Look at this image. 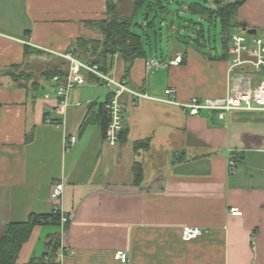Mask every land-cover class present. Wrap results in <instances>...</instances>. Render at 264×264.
<instances>
[{
    "label": "crops",
    "instance_id": "crops-1",
    "mask_svg": "<svg viewBox=\"0 0 264 264\" xmlns=\"http://www.w3.org/2000/svg\"><path fill=\"white\" fill-rule=\"evenodd\" d=\"M105 18L106 0H0V68L35 60L59 65L76 40L102 39L95 22ZM233 23L231 33L264 39V0H245ZM197 24L182 40L172 23L160 59L146 53L127 74L124 59L112 57L106 75L144 95H121L125 133L115 144L99 125L79 132L89 103L104 102L113 85L84 72L85 82L60 109L52 79L40 77L43 87L31 92L0 78V225L57 205L69 217L60 264H122L114 260L117 250L127 253L124 264H264V109L233 110L218 120L214 112L190 115L178 105L227 93L228 57ZM25 47L40 52L26 54ZM175 56L181 62L168 65ZM151 61L159 66L148 68ZM240 69L252 71L250 64ZM68 135L77 139L66 147ZM134 164L141 168L137 183ZM57 182L62 194L52 200ZM231 207L242 214H230ZM183 227L202 232L183 240ZM56 232V225H35L15 264L40 257Z\"/></svg>",
    "mask_w": 264,
    "mask_h": 264
},
{
    "label": "trees",
    "instance_id": "trees-1",
    "mask_svg": "<svg viewBox=\"0 0 264 264\" xmlns=\"http://www.w3.org/2000/svg\"><path fill=\"white\" fill-rule=\"evenodd\" d=\"M124 0H106V18L96 21L95 26L102 35L100 41L78 39L74 43L70 55L86 64L97 65L105 74L111 66L112 57L114 55L121 56L125 61V74L132 64V61L138 57H144L146 52L141 35L134 32V26L141 29H155V21L149 17L150 11L156 10L155 15H159L160 19L170 14L168 3L173 4L174 0H131L129 10L122 12L121 6ZM212 6L197 1L184 3V11L192 16H199L205 20H217L221 31L222 57H228L229 35L235 27L233 23V15L237 8L245 0H210ZM148 18L144 21L135 22V16L145 7ZM179 16V15H177ZM189 21H192L189 19ZM193 22V21H192ZM195 24L199 22H194ZM171 25V24H170ZM201 32L199 31L197 35ZM148 38V35H144ZM201 36V35H200ZM39 50L24 48V53L36 54ZM61 64H50V67L41 72L40 77L44 80L52 79L57 75L60 78L67 72L69 61L66 58H60ZM98 83H104L91 73H87ZM7 77L10 82L19 87H25L31 92L42 88L39 79L35 80L33 71L27 70L20 65L0 68V78ZM34 77V78H33ZM112 97L109 93L104 102L92 101L87 107V111L80 123L79 132L83 133L91 125H99L103 131L105 138L106 129L110 122V118L105 112L104 105ZM125 129L119 133L118 139L124 135ZM32 134L27 137L31 139ZM118 140V141H119ZM148 140L138 141L134 143L137 148L140 145H147ZM134 182L137 183L141 177L140 165L134 164ZM60 222V214L56 210H52L48 214H29L25 222L7 223L0 225V264H15L18 252L24 242L29 238L30 233L35 225L52 224L58 226ZM69 221L64 225V233L67 231ZM61 243V234L58 232L47 236L45 241L44 252L40 257L32 258L25 264H59L58 253Z\"/></svg>",
    "mask_w": 264,
    "mask_h": 264
},
{
    "label": "built area",
    "instance_id": "built-area-1",
    "mask_svg": "<svg viewBox=\"0 0 264 264\" xmlns=\"http://www.w3.org/2000/svg\"><path fill=\"white\" fill-rule=\"evenodd\" d=\"M228 88L224 97L220 98H190L186 102L178 103L190 115H197L206 110L214 112L218 120H224L233 110H253L264 109V39L262 37L248 38L244 31L232 32L229 35L228 47ZM249 56L251 59H245L242 56ZM69 61L67 72L60 78L55 75L52 80L56 84L55 94L58 98L57 106L64 109L68 104V97L75 87L85 82L84 72L91 73L107 85H113L112 97L105 103L104 108L110 122L106 129L105 140L110 144L118 142L119 133L123 130V111L124 105L121 101V95L124 93L132 97L139 98L144 96L134 90H131L124 80L116 81L103 73L97 65L86 64L69 54L63 55ZM181 62V56H175L167 62L168 65H176ZM250 64L252 71L246 72L240 68ZM159 66L157 62H148L147 67ZM258 75V80L254 82L253 75ZM165 93L172 96L174 89L168 88ZM75 135H68L65 138V146H72L76 142ZM236 165V160L232 157L228 159L227 171L232 173ZM63 186L61 182L52 184L49 196L52 200H58L62 194ZM53 210L60 214L59 233L61 234V243L58 253L59 264L64 255L65 247L62 243L64 236V225L69 221L68 215L57 205ZM232 215H241L242 212L236 207L229 209ZM202 230L195 227H183L181 235L183 240H191L198 237ZM127 253L123 250H117L114 253V260L124 264L127 262Z\"/></svg>",
    "mask_w": 264,
    "mask_h": 264
},
{
    "label": "rangeland",
    "instance_id": "rangeland-1",
    "mask_svg": "<svg viewBox=\"0 0 264 264\" xmlns=\"http://www.w3.org/2000/svg\"><path fill=\"white\" fill-rule=\"evenodd\" d=\"M175 2L173 4L168 3V8L171 11L170 14L164 16V19H160L159 15H155V9L150 11L149 17L151 19H154L155 21V29L146 30L141 29L139 27L134 26L132 30L139 35H141L143 44H144V50L148 55H152L158 59L161 57V52L166 51L168 46L171 45L172 38L169 37L168 32L170 30V24L174 23L176 27L179 28V30L182 32L181 35L183 38L180 39H186L188 35L191 34L192 28L198 27V24H195L194 22L201 21V25L203 29L205 30L206 36L209 38V42L211 46L216 45L217 47H220L221 44V31H220V25L219 22L216 20L215 22H208L204 19L199 18L198 16H192L185 12L184 9V3H190L191 1H197L205 4V0H174ZM208 2L210 0H207ZM124 4L121 6V10L127 11L129 10V6L131 3V0H124ZM145 7L140 11L139 14L135 16L134 21H144L148 18V12L145 11ZM179 15V16H177ZM189 19H191L193 22H190ZM147 34L148 38H146L144 35ZM186 37V38H185ZM59 61H61L59 59ZM51 60H35L32 62H29L27 66H23V68L33 71L34 73V79L37 80L40 78L41 72L47 70L50 67ZM161 65V64H160ZM102 86L103 83H100Z\"/></svg>",
    "mask_w": 264,
    "mask_h": 264
},
{
    "label": "water",
    "instance_id": "water-1",
    "mask_svg": "<svg viewBox=\"0 0 264 264\" xmlns=\"http://www.w3.org/2000/svg\"><path fill=\"white\" fill-rule=\"evenodd\" d=\"M248 33H254V30H247ZM34 95V94H33Z\"/></svg>",
    "mask_w": 264,
    "mask_h": 264
}]
</instances>
